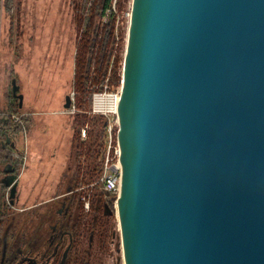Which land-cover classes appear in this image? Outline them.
<instances>
[{"label": "water", "instance_id": "obj_1", "mask_svg": "<svg viewBox=\"0 0 264 264\" xmlns=\"http://www.w3.org/2000/svg\"><path fill=\"white\" fill-rule=\"evenodd\" d=\"M117 116L124 264H264V0H132Z\"/></svg>", "mask_w": 264, "mask_h": 264}, {"label": "rangeland", "instance_id": "obj_2", "mask_svg": "<svg viewBox=\"0 0 264 264\" xmlns=\"http://www.w3.org/2000/svg\"><path fill=\"white\" fill-rule=\"evenodd\" d=\"M72 1L15 0L11 8L7 10V0H0V93L2 95L0 111H10L8 99L12 94L11 81L17 78L20 86L19 93L24 94L23 111L29 112V115L24 118L28 126L29 144L33 131L40 128L46 129L50 127L49 124L57 125L58 119L54 112L64 113L66 95H71L73 92L75 57L81 35L73 19ZM131 7L132 0H127L121 8L117 6V13L120 16L119 19L116 17L114 37L117 38L122 63L126 50ZM30 118L29 124L27 120ZM69 134L72 137L73 132ZM66 136L68 137V129L60 134L62 138ZM44 148L46 145L37 148L38 153L35 156L38 157ZM3 155H0V160ZM35 156L30 154L28 157L25 173L29 168L30 173L21 175L18 189L22 188L24 191L35 185V188H40L39 195L43 198L44 195L49 194L51 190L49 187L56 183L58 178L48 176L41 169L36 172L35 167L38 162L40 164L41 159ZM7 164L9 163L0 162L1 202L9 197V189L2 182L4 167ZM43 176H46V179L39 184L37 179ZM26 194V198L23 196L19 202H16L18 204L16 208L23 207L22 203L25 206L34 203L30 201L31 193ZM112 224V236H114L112 249L108 252L109 254L106 253L104 257H101L100 262L124 264L121 232L116 216L113 217Z\"/></svg>", "mask_w": 264, "mask_h": 264}, {"label": "trees", "instance_id": "obj_3", "mask_svg": "<svg viewBox=\"0 0 264 264\" xmlns=\"http://www.w3.org/2000/svg\"><path fill=\"white\" fill-rule=\"evenodd\" d=\"M110 2L111 0H73L71 2L74 12L73 19L81 35L76 50L73 81L75 112L70 113V109H68L66 113L57 114L58 122L56 126L50 124L48 129L40 128V130L33 131L35 134L31 133L30 136V154L33 157L38 153L37 148L46 145V148L38 156L41 162L40 164L38 162L40 167L36 171L39 172L41 169L45 173L49 167L57 163L60 165L64 161L65 154L54 152L63 142H66L64 138L60 137V134L68 129V148L69 146L73 148L70 157L74 163V189L86 186L85 189L92 194V206L96 204L97 197L100 196L98 193L99 186L93 185L91 187L90 185L94 184L103 172V141L107 122L104 116L90 114L92 96L96 90L121 85L123 67V59L119 53L117 38L114 37L116 16L110 14L108 20L105 23L102 22ZM126 2L127 0H118V6L121 8ZM14 3L15 0H7V10ZM8 100L10 112L20 113L23 111V108L19 107L18 99H15L13 94L9 95ZM27 121L30 124L31 118ZM86 125L88 126L87 138L82 139L81 128ZM15 131H18V128L12 120L4 118L0 120V138L2 140L9 138ZM71 131L73 132L72 137L69 134ZM3 151L4 149L0 148V155L3 154ZM1 158L0 162H9L10 159L5 155ZM29 169L26 174L30 173ZM70 169L72 167H69ZM80 194L81 192H76V196L80 201V208L84 210V203L80 200ZM12 212L13 207L10 204L0 201V246L2 245L6 223L11 219L10 213ZM87 215H90V213L84 214V217H87ZM113 217H115V214L105 216L99 227L104 256L108 251L109 239L112 236ZM87 264H89L88 261ZM99 264H102V262Z\"/></svg>", "mask_w": 264, "mask_h": 264}, {"label": "flooded vegetation", "instance_id": "obj_4", "mask_svg": "<svg viewBox=\"0 0 264 264\" xmlns=\"http://www.w3.org/2000/svg\"><path fill=\"white\" fill-rule=\"evenodd\" d=\"M58 148L54 153L65 154L64 161L60 165L57 163L49 167L46 172L48 176L58 178L57 182L49 187L51 189L49 194L44 195L43 198L39 195L40 188H35V185L24 190V192L31 193L29 197H32V200L30 201L34 203L28 206L24 204L25 207L20 208H15V205L23 193L22 188L18 189L22 178L18 176L22 167L16 165L17 163L10 155L7 156L10 158L8 163L14 171L11 173L4 171L2 179L9 175L16 176L14 182L17 186V197L14 203L9 197L4 199V203L13 207V212L10 213L11 219L6 223L3 232L0 264H87V261L89 264H99L101 257H104L99 227L105 216L115 214H108L115 208L114 204L108 202L112 195L102 189L100 176L94 184L90 185L91 187L99 186L98 193L100 194L96 204L92 206V194L85 189L86 186L74 189V163L70 157L73 148L70 146V149L68 146ZM38 167H40L39 164L35 169H39ZM69 167L72 169L69 170ZM22 175H27L25 169ZM40 177L37 179L39 184L46 179V176ZM61 182L62 187L59 189L58 185ZM77 191L81 192L80 200L83 203V197L90 200L89 210L85 209V205L84 210L80 208V201L76 196ZM106 204L110 209H105ZM87 213L90 215L84 217ZM85 220L87 221L84 222ZM113 238L114 236H111L109 239L107 254L112 249Z\"/></svg>", "mask_w": 264, "mask_h": 264}, {"label": "built area", "instance_id": "obj_5", "mask_svg": "<svg viewBox=\"0 0 264 264\" xmlns=\"http://www.w3.org/2000/svg\"><path fill=\"white\" fill-rule=\"evenodd\" d=\"M117 6L118 0H111L103 16V23L108 20L110 14H116L115 16L119 19L120 15H118L117 13ZM120 94L121 85L117 87L109 86L107 89L94 91L90 110V114L104 116L107 119L103 141V172L100 177V182L102 185V189L109 192L112 196H118L120 194L121 187V166L119 162V146L117 141V111ZM71 95L72 107L70 108L69 112L73 113L75 112V108L73 105L75 92L73 91ZM0 98H2L1 93ZM27 115H29V112L27 111H22L20 113H13L8 110L0 111V120H2L3 118L12 120L18 128V131H15L9 137L10 141L14 143V146H11V144H7L6 147H2V143H5L6 140H2L0 138V148L4 149L3 154L6 157L10 155V157L14 161H16L17 165H20V167H22L21 172H19L18 178H20V176L22 175V172L28 164V157L30 156L29 135L27 133L28 126L24 119ZM87 131V125L81 128L82 139L87 138ZM8 189L10 191V188ZM83 200L85 209L89 210L90 200L85 199V197H83Z\"/></svg>", "mask_w": 264, "mask_h": 264}, {"label": "crops", "instance_id": "obj_6", "mask_svg": "<svg viewBox=\"0 0 264 264\" xmlns=\"http://www.w3.org/2000/svg\"><path fill=\"white\" fill-rule=\"evenodd\" d=\"M64 109H65V108H64ZM64 112H68L67 109H65ZM57 113L60 114L58 111L54 112V114H56V115H57ZM46 123H49V122H46ZM49 125H50V124H49ZM64 141H66V142H63V144H61V145L59 146V148H61L62 146H64V147H65V146H68V137H67V136L64 138ZM59 148H58V149H59ZM60 187H62V182L60 183V185H58V188H59V189H60ZM63 187H64V184H63ZM26 193H27V191H26L25 193H24V191H23V193H22V197L24 196V197L26 198V197H27V194H26ZM32 193H33V192H32ZM22 197H21V198H22ZM21 198H20V199H21ZM3 201H5V200L3 199ZM18 202H19V200H18ZM12 205H13V204H12ZM17 205H18V204H17ZM17 205H15V208H16ZM21 205L23 206L24 203H22Z\"/></svg>", "mask_w": 264, "mask_h": 264}]
</instances>
